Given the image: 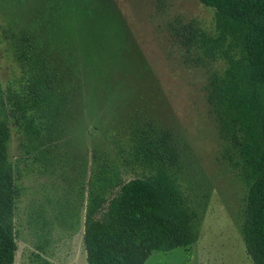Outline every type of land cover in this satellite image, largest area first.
Returning a JSON list of instances; mask_svg holds the SVG:
<instances>
[{
	"label": "rangeland",
	"instance_id": "obj_1",
	"mask_svg": "<svg viewBox=\"0 0 264 264\" xmlns=\"http://www.w3.org/2000/svg\"><path fill=\"white\" fill-rule=\"evenodd\" d=\"M0 0V79L5 92L28 76L15 39L28 37L60 78L66 103L47 170L22 159L26 137L12 128L9 154L22 196L15 215L14 264L41 254L52 264H88L84 246L87 184L94 158L123 159L136 129L171 132L198 180L212 190L198 241L155 253L146 264H254L241 225L248 186L224 155L208 100L222 64L203 60L185 30L215 25L200 0ZM212 79V78H211ZM129 181L141 167L120 161Z\"/></svg>",
	"mask_w": 264,
	"mask_h": 264
},
{
	"label": "trees",
	"instance_id": "obj_2",
	"mask_svg": "<svg viewBox=\"0 0 264 264\" xmlns=\"http://www.w3.org/2000/svg\"><path fill=\"white\" fill-rule=\"evenodd\" d=\"M172 1V0H171ZM215 10L212 29L189 35L201 59L222 64L209 82L208 100L224 141V155L248 186L243 240L254 264H264V0H200ZM162 10L169 0H158ZM28 76L4 91L0 79V264H14L15 215L22 196L9 154L12 126L26 137L22 159L49 170V140L57 135L66 97L37 42L15 39ZM119 162L94 158L87 184L84 246L88 264H146L155 253L195 244L212 186L198 180L171 132L154 125L132 132ZM141 167L122 179L119 163ZM30 264H52L34 254Z\"/></svg>",
	"mask_w": 264,
	"mask_h": 264
}]
</instances>
